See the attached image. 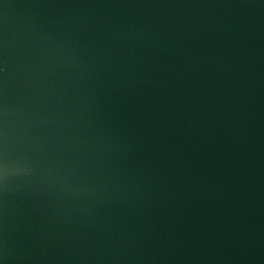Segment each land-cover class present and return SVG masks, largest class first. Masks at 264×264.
Returning a JSON list of instances; mask_svg holds the SVG:
<instances>
[{
  "label": "water",
  "instance_id": "obj_1",
  "mask_svg": "<svg viewBox=\"0 0 264 264\" xmlns=\"http://www.w3.org/2000/svg\"><path fill=\"white\" fill-rule=\"evenodd\" d=\"M0 264H264V0H0Z\"/></svg>",
  "mask_w": 264,
  "mask_h": 264
}]
</instances>
